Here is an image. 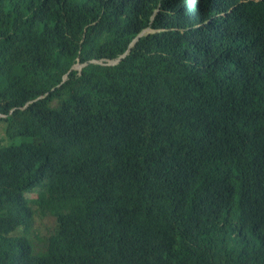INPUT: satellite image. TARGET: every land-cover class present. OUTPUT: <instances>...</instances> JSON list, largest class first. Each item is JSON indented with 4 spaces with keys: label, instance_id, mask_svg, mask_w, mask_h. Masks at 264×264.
<instances>
[{
    "label": "trees",
    "instance_id": "1",
    "mask_svg": "<svg viewBox=\"0 0 264 264\" xmlns=\"http://www.w3.org/2000/svg\"><path fill=\"white\" fill-rule=\"evenodd\" d=\"M0 116V264H264V0H0Z\"/></svg>",
    "mask_w": 264,
    "mask_h": 264
},
{
    "label": "rangeland",
    "instance_id": "2",
    "mask_svg": "<svg viewBox=\"0 0 264 264\" xmlns=\"http://www.w3.org/2000/svg\"><path fill=\"white\" fill-rule=\"evenodd\" d=\"M115 62H119V60L115 61H108V62H101L102 64H115ZM54 219L52 217L48 218H36L35 220V226H34V234H33V239L36 244H40L37 236L41 239L47 238L50 234L51 231L54 228Z\"/></svg>",
    "mask_w": 264,
    "mask_h": 264
},
{
    "label": "clouds",
    "instance_id": "3",
    "mask_svg": "<svg viewBox=\"0 0 264 264\" xmlns=\"http://www.w3.org/2000/svg\"><path fill=\"white\" fill-rule=\"evenodd\" d=\"M152 33H155V31L154 30H152V29H147V30H145V31H143L131 44H130V47H129V49H128V51L124 54V55H122L118 60H119V62L121 61V60H123L124 58H126L130 53H131V51H132V49L136 46V44L138 43V41L141 39V38H143L144 36H146V35H148V34H152ZM122 57H124L123 59H121ZM113 61H115V60H113ZM119 62H115V64H112V66H114V65H116V64H118ZM94 63H97V64H102L101 62H98V61H94ZM102 65H109V64H102ZM85 65H81V64H77L75 67H76V70H79V71H81L82 70V68L84 67ZM74 67V68H75ZM1 117V116H0ZM2 117H4V116H2Z\"/></svg>",
    "mask_w": 264,
    "mask_h": 264
},
{
    "label": "water",
    "instance_id": "4",
    "mask_svg": "<svg viewBox=\"0 0 264 264\" xmlns=\"http://www.w3.org/2000/svg\"><path fill=\"white\" fill-rule=\"evenodd\" d=\"M123 58H124V57H122L121 59H123ZM73 70H76V67H75V68H73ZM66 78H67V77H65V80H66Z\"/></svg>",
    "mask_w": 264,
    "mask_h": 264
},
{
    "label": "bare ground",
    "instance_id": "5",
    "mask_svg": "<svg viewBox=\"0 0 264 264\" xmlns=\"http://www.w3.org/2000/svg\"><path fill=\"white\" fill-rule=\"evenodd\" d=\"M249 16H250V14H249ZM253 17H254V16H253ZM253 17H252V18H253ZM244 18H245V17H244ZM249 18H250V17H249ZM253 19H254V18H253ZM198 45H199V44H198Z\"/></svg>",
    "mask_w": 264,
    "mask_h": 264
}]
</instances>
